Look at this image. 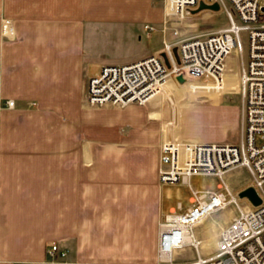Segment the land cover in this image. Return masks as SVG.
I'll list each match as a JSON object with an SVG mask.
<instances>
[{
  "label": "crops",
  "instance_id": "0c3cea01",
  "mask_svg": "<svg viewBox=\"0 0 264 264\" xmlns=\"http://www.w3.org/2000/svg\"><path fill=\"white\" fill-rule=\"evenodd\" d=\"M167 3L0 0V264H51L52 244L57 264H156L158 225L181 204H166L158 178L165 135L153 120L163 116L151 112L156 105L93 109L85 99L103 66L162 56L176 40L165 25ZM6 29L11 41L2 38ZM179 114L172 112V127ZM149 151L153 165L144 164Z\"/></svg>",
  "mask_w": 264,
  "mask_h": 264
},
{
  "label": "built area",
  "instance_id": "2783aa9c",
  "mask_svg": "<svg viewBox=\"0 0 264 264\" xmlns=\"http://www.w3.org/2000/svg\"><path fill=\"white\" fill-rule=\"evenodd\" d=\"M200 3L218 4L225 12L227 26L213 33L186 36L176 22L192 17ZM165 16V25L176 40L164 43L163 55L128 65L103 66L88 79L86 104L94 109L149 107L168 81L188 89L193 82L220 88L224 86L228 57L245 53L239 76L244 105L239 143L202 144L164 132L159 148V182L187 185L191 198L187 208L178 204L159 223L156 264H264V0H168ZM145 29L154 30L149 26ZM11 33L8 30V35ZM13 106L12 101L6 102L7 108ZM238 168L251 175V187L261 199L259 206L249 201L242 205L227 185L229 198L221 192L222 186L219 192H202L189 182L193 176L206 175L223 180ZM232 206L236 210L234 218L220 231L215 251L204 255L195 229L213 213ZM184 251L193 252L194 258H177ZM57 253V246H50L48 255L55 258Z\"/></svg>",
  "mask_w": 264,
  "mask_h": 264
},
{
  "label": "rangeland",
  "instance_id": "374dc122",
  "mask_svg": "<svg viewBox=\"0 0 264 264\" xmlns=\"http://www.w3.org/2000/svg\"><path fill=\"white\" fill-rule=\"evenodd\" d=\"M176 23V27H178L181 33H185L186 36H194L198 34L213 33L219 29L225 28L227 26V18L225 12L222 10L217 13L204 11L193 14L192 17L185 20L183 23ZM184 25H186V29L183 28ZM8 30L9 29L1 31L2 38L11 41L10 39L13 38V33L8 35ZM229 57L225 63L224 92L210 93V95H206V93H193L187 87L174 86L171 81H169L165 90L163 87V90L158 94V99L151 103V105L159 107L152 109L151 112L163 116L160 121L153 120V122L159 124V130L161 133L166 132V135H169L170 131V133H172L171 137L181 136L190 139V136H193L200 140H214V143H239L241 141L243 100L239 93V76L245 53H233ZM229 59L230 62L228 63ZM193 83L194 84L189 86V88H198V86L202 85L198 84V82ZM167 90H174L175 92L170 95L166 93ZM213 96L219 101L217 106L212 104ZM202 100L209 101L202 103ZM85 105L88 106L86 100ZM176 109H179L180 114L177 117L176 126L172 127V119L174 118L172 112ZM192 122L195 124L194 130H192L191 127ZM132 145L134 144L130 143L129 145L130 157L132 156L131 153L134 151ZM144 160L145 165H153L150 151L146 152ZM131 161L132 160L130 159V164ZM189 182L193 189L202 192H219V187L222 186L221 192L225 193L229 198V193L225 189V185H227L230 188V191L238 198V202L244 205L248 200L240 199L238 194L242 190L251 187L252 177L245 169L238 168L228 172L223 180L216 176L206 175L193 176ZM164 198L166 204L169 206H176L178 203H181L185 209L189 206L191 192L187 185L181 183L166 185L164 188ZM235 214V207L232 206L225 210L213 213L205 220L201 226L204 233L202 241L203 248L201 249V252L204 255L211 254L208 252L212 248L210 237H212L220 227L225 228L228 225V218L231 217L232 220ZM177 258L183 260L193 259L194 253L191 251H184L179 253ZM51 264H57V261L54 258H51Z\"/></svg>",
  "mask_w": 264,
  "mask_h": 264
},
{
  "label": "water",
  "instance_id": "95a60500",
  "mask_svg": "<svg viewBox=\"0 0 264 264\" xmlns=\"http://www.w3.org/2000/svg\"><path fill=\"white\" fill-rule=\"evenodd\" d=\"M203 11H211V12H219L220 7L218 4H213V5H206L204 3H200L198 9L194 11V13H199ZM179 84H183L184 81L181 77L177 78ZM238 197L240 199H246L248 200L254 207H257L261 204V199L258 197L255 189L253 187H248L241 192H239Z\"/></svg>",
  "mask_w": 264,
  "mask_h": 264
},
{
  "label": "bare ground",
  "instance_id": "6f19581e",
  "mask_svg": "<svg viewBox=\"0 0 264 264\" xmlns=\"http://www.w3.org/2000/svg\"><path fill=\"white\" fill-rule=\"evenodd\" d=\"M168 83H169V81L165 84V86H164V90L166 89ZM216 88L221 89V88H219V87H216ZM158 97H159L158 95H157L156 97H154V98L151 100L150 104H151L153 101H155L156 99H158Z\"/></svg>",
  "mask_w": 264,
  "mask_h": 264
}]
</instances>
